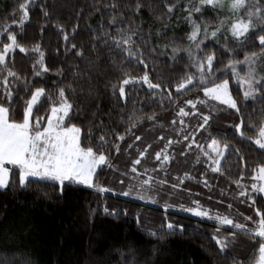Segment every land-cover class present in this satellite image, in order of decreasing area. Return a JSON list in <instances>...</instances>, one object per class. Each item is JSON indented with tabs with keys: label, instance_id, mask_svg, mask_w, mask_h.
Returning a JSON list of instances; mask_svg holds the SVG:
<instances>
[{
	"label": "trees",
	"instance_id": "1",
	"mask_svg": "<svg viewBox=\"0 0 264 264\" xmlns=\"http://www.w3.org/2000/svg\"><path fill=\"white\" fill-rule=\"evenodd\" d=\"M23 2L24 0H0V25H11L9 31L17 33L18 42L26 48L31 49L35 45H40L45 53L44 63L49 71L34 78L32 65L38 59L37 55L31 51L26 54L20 53L19 49L9 54L8 67L22 78H27L36 87L42 86L53 93L56 91L55 85L73 84L76 94L70 95L69 98L80 105L82 113L71 123L83 130L82 146L86 145L84 133L101 120L106 133L115 141L116 137L111 135L112 131L123 134L128 126V115L133 111H136L137 115L155 112L158 123L170 122L185 100L202 95V90L177 94L174 88V82L184 74L185 68L189 65L187 53L183 49L194 47L187 39L192 31L191 23L185 18L187 16L185 8L189 0H167V3L177 5L171 17L166 11V4L161 0H141L143 7L139 13L133 11L136 0H115L119 6L117 11L108 7L113 0H32L29 20L24 24L21 37L17 22L22 14L18 5ZM192 3L197 4L198 0H192ZM261 3L264 4V0H261ZM45 11L49 13L47 17L44 15ZM121 12L124 20L118 25H111L109 23L111 17L119 16ZM192 18L203 26L204 23L215 25L223 16L219 10L205 6L200 13H194ZM101 23L113 36L118 35L117 27L124 28L128 25L138 28L145 34L148 44L134 38L144 51L149 65V77L153 83L163 80L162 87L172 90L173 97L179 101L178 104L165 101L162 107L158 100L152 99L146 85L139 84L125 87L126 95L130 97L126 105L118 96L111 95V86L124 78L120 72L121 62L126 65L124 70L133 77L142 76L145 69L138 63H128L118 50L111 53L115 63L107 58V46L92 39L93 35L100 33ZM58 26H63V31ZM73 28H76L75 33L72 31ZM64 32L69 36L67 42L63 38ZM148 34H151L150 39ZM218 39L219 44L209 39L202 45L205 52H215L220 61L214 63V68L223 69L229 59L242 61L245 54L260 50L258 40L255 38L251 42H245L243 46L235 42L230 34ZM172 41L182 49L177 62L170 59L171 47L175 46ZM8 42L6 36H0V47ZM93 43L97 45L98 57L91 49ZM71 44H76L77 50L83 47L84 59L73 54ZM225 44L232 50L231 55L224 52L222 46ZM164 45L169 47L164 48ZM152 48H155V52L151 51ZM89 59L95 61V64L89 65ZM76 66L82 74H90L91 79L86 80L82 77L76 80L72 75ZM58 70H63L64 75L58 76ZM238 71L243 75L247 71V66L239 65ZM258 72L264 75V61L258 63ZM3 75L6 76V72ZM2 78L3 76H0V79ZM221 78L229 80L232 95L238 99L241 112L251 113L255 122L264 102L249 100L245 107L241 99L243 88L238 90L235 78L231 75ZM8 79L12 85L13 78ZM12 92L15 101L13 114L20 119L22 110L20 98L28 99V96L24 89L20 90L19 96L16 95V87H12ZM3 99V91L0 88V101ZM48 107L45 106L40 111L34 109V115L44 117ZM93 113L99 119H94ZM235 123H239L235 110L227 111L219 107L211 131L218 140H221V144L226 136L227 142L239 149L243 160L230 147L225 154L227 162H221L224 175L207 172L213 177L209 187L198 183L204 179L201 176L203 172L201 169L192 168L196 166L193 161L187 160L186 170H189L186 172L190 170L196 172L194 182L196 188L201 191L211 190L221 202H228L224 203L225 205L231 204L233 208L243 210L238 203H231L237 199L228 198L230 196H225L224 191L235 186L231 181L240 179L241 173L242 180L251 179L255 175L254 170L257 166L264 164V150L234 135L231 126ZM152 128V122L147 119L138 125L134 132L142 139L136 141L135 146L132 145L134 137L131 135L126 136L123 142L116 141L120 144V152L112 150L106 153L112 163L121 164L127 161L121 166L131 168L132 161L138 157L137 149L143 150L147 144H151L152 148L145 157L154 152L157 142ZM98 134L99 129L94 128V136ZM201 138L205 140L203 135ZM129 144L132 145L131 148L128 147ZM125 155L130 157L126 158ZM181 163L184 164L183 161ZM112 170L114 169L106 166L101 167L97 172L95 184L115 188L117 184L109 179V172ZM253 196L256 200L254 207L264 211V196L260 193L256 195L254 193ZM238 200L240 201V198ZM187 206H193L192 202ZM105 208L116 214H106ZM208 220L191 216L180 207L172 206L165 209L83 185L70 187L66 185L62 196L56 185L47 182L33 181L28 187L22 188L19 185V172L12 168L9 187L0 190V264H236L237 260L242 264L256 263L261 238ZM167 222L182 225L183 232L176 231L172 235L167 232L161 233L159 231L161 225ZM248 225L253 227L251 222H248ZM218 228L223 236H229L233 232L236 235V240L224 253L220 252L212 238ZM145 229L157 231L158 235H163L164 238L161 240L151 237Z\"/></svg>",
	"mask_w": 264,
	"mask_h": 264
},
{
	"label": "snow or ice",
	"instance_id": "2",
	"mask_svg": "<svg viewBox=\"0 0 264 264\" xmlns=\"http://www.w3.org/2000/svg\"><path fill=\"white\" fill-rule=\"evenodd\" d=\"M161 2L166 4V11L171 17L177 5L175 3H167V0H161ZM31 5L32 0H24L23 3L18 5L19 12L22 14L18 17V22L15 20L14 22H17V26L21 30V37H23L24 24L29 20V8ZM205 6H209L214 10L226 9L224 19L218 20L215 25L204 23L202 26L201 23H197L192 18L193 14L200 13ZM108 7L117 11L119 6L113 0ZM142 7L141 0H136L133 11L139 13ZM185 11L187 12L185 18L192 25V31L187 39L194 47L183 49L187 53L189 65L185 68L184 74L174 82V88L177 94L202 90L203 98L197 96L195 100L187 99L184 101L185 106L178 109L176 115L179 118L180 127L176 129V135L182 136V140L169 138L164 144V148L155 153L154 159L160 162L158 167L153 169L145 168L142 172L137 170L141 160L145 158L149 149L152 148L151 144H147L143 150L137 149L138 157L132 161L131 168L127 172L121 173L122 176L127 177L130 181L129 191H125L123 195H131L132 190L135 189L137 199L141 201L157 202L153 196L141 194L145 189L151 191L158 187L163 190L165 186H168L173 191H176L181 189L186 179H192L190 174L185 172L182 177H174L176 183H168L167 166L175 158V153L170 155L168 149L174 144L188 142L185 150L181 151V156H186L195 146L199 151L195 163L200 164L203 159L206 169L214 174L224 175L221 162H227L225 154L230 147L243 160L239 149L235 148L234 145H230L226 136H224V142L221 144V140H218L211 131L214 116L219 112L218 105L212 102H219L220 105L235 110L239 123L231 126L233 134L238 135L242 141L254 144L260 150H264V106H261L259 109L260 115L253 122L251 113L241 112L238 99L232 95L229 80L221 78L228 75L235 78L238 82V90L243 88L241 99L244 101L245 107H247L249 100L264 102V75L258 72V63L264 61V4L261 3V0H198L197 4H193L192 0H189ZM13 15L15 17V13ZM44 15L47 17L49 13L45 11ZM123 20L124 15L121 12L119 16L113 15L109 23L118 25ZM10 27L11 25H0V36H6L9 41L8 43H3V46L0 47V76H3L0 79V88H2L4 97L3 101H0V190L9 187L11 168L8 166H13L19 172V185L22 188L28 187L31 182L35 181L56 185L61 196L66 185L69 187L86 185L89 188H96L100 192L111 191V189L97 186L94 183L98 168H101V166L113 167L109 155L106 153H110L112 150L119 153L120 144L116 141L123 142L128 135L134 137V143L141 141V136L135 135L134 130L145 119L152 122L153 128H163L164 125L158 123V117L155 112L137 115L136 111H133L128 115V126L123 134L112 131L111 135L116 137L115 141L106 133L101 120L99 124L90 126L84 133L86 145L82 146L81 135L83 130L76 124L71 123L73 119H76L82 113L80 105L69 98L70 95L76 94L75 87L71 83L65 86L55 85L56 91L53 93L42 86L36 87L27 78H22L9 68V54L19 49L20 53L26 54L31 51L37 55L38 59L32 65L34 78L49 71L44 63L45 53L41 50L40 45H35L31 49L26 48L18 42L17 33L9 31ZM58 27L63 31V26ZM100 29V33L93 35L92 39L93 41H100L107 46L106 55L108 59L115 63L111 53L113 50H118L119 54L123 55L128 63H138L143 65L145 69L142 76L133 77L124 70L126 65L121 62L120 72L124 78L111 86L112 96H118L126 105L130 97L126 95L125 87L139 84L146 85L152 99L158 100L162 107L165 101L171 104L179 103L173 97L170 88L162 87L163 80L153 83L149 77V65L146 62L144 51L139 47L137 39H135L138 38L141 43L148 44L145 34L138 28H133L132 25L124 28L117 27L116 32L118 35L115 36L104 29L103 23L100 24ZM72 31L75 33L76 28H73ZM93 32H95V29H93ZM229 34L241 46L255 38L258 40L260 50L259 52L254 51L250 54H245L242 61L229 59L223 69L214 68V63H219L220 61H218L215 52H205L202 45L209 39L219 44L218 38L227 37ZM148 36L150 39L151 34H148ZM63 38L66 42L69 40L67 32H64ZM171 43L175 45V41ZM163 47L168 48L169 45H164ZM222 47L226 54L231 55L232 50L227 47V44ZM91 49L98 57L99 52L96 43L91 45ZM71 50L78 58H85L83 47L77 50V45L71 44ZM181 50L179 45L171 47L172 55L170 59L173 62H177L178 54ZM65 51L67 52L68 49L66 48ZM151 51L155 52V48H152ZM88 63L89 65H94L95 61L89 59ZM241 64L247 66V71L243 75L238 71V66ZM36 69H39V71ZM5 72L6 76L3 75ZM217 73H220V75L218 76ZM57 75L63 76V70H58ZM72 75L76 80H80L82 77L86 80L91 79L90 74H82L78 66L74 68ZM9 77L13 78L12 85L9 84ZM12 87H16L17 96H19L21 89H24L28 96V99L20 98L22 100L20 119H17L13 114L15 101ZM198 105L202 106L205 111H201ZM45 106L49 107L44 117L34 115V109L40 111ZM97 108L99 110V105H97ZM185 108L190 110L186 111ZM190 115L198 117V124L193 132L184 134L186 128L190 127L185 125L184 117ZM93 118L99 119L94 113ZM121 120L123 121V117ZM171 124L175 126L177 120H172ZM94 128L99 129L100 134L94 136ZM249 132L253 134L249 135ZM197 135L205 137L203 144L197 142ZM221 135L223 136L224 134ZM158 139L163 141L164 137L159 136ZM93 140H95V144H93ZM128 147L131 148L132 145ZM160 172L164 173L163 179H158L156 175L149 174ZM254 172L255 175L252 176V179L259 183H252L251 190L264 193V164H259ZM242 179L243 173H241L240 179L231 182L236 184L239 189L238 197L245 198L242 202L250 200L249 206L254 207L256 200L251 196L248 186L242 183ZM120 183L123 184L124 181L120 180ZM198 183H203L205 187H209L207 179L198 181ZM221 195H223V190ZM192 204V207L185 208L183 205H179V207L183 211L192 213L197 217H206L214 220L220 226L230 225L234 230L252 237L261 238L257 264H264V211H261L260 208H255V215L258 219L253 220L252 216L244 217L245 223L242 224L234 222L228 215H221L218 212L214 215L211 214L209 209L203 208L199 200H193ZM169 206L166 204L165 208ZM231 207L232 205L229 204L228 208ZM104 211L108 215L116 214L109 212L107 208ZM248 222H251L253 227H248ZM137 223L139 224V216H137ZM145 231L151 237H157L161 240L164 238L163 235H158L157 231L148 229H145ZM159 231L172 235L176 231L183 232V226L167 222L161 225ZM212 238L218 245L220 252L224 253L229 249L230 244L236 240V235L233 232L229 236H223L218 228L217 233ZM236 264H242V262L237 260Z\"/></svg>",
	"mask_w": 264,
	"mask_h": 264
},
{
	"label": "rangeland",
	"instance_id": "3",
	"mask_svg": "<svg viewBox=\"0 0 264 264\" xmlns=\"http://www.w3.org/2000/svg\"><path fill=\"white\" fill-rule=\"evenodd\" d=\"M219 11L221 12V14L223 16V19H224L227 10L225 9V10H219ZM199 97L203 98V93ZM195 99L196 98H194L193 100H195ZM212 103H214L215 105H218V107L226 109L227 111L231 110V109H228L224 105H220L219 102H212ZM184 106L185 105L183 104L181 107H184ZM198 108H200L201 111H205V109H203L202 106L198 105ZM185 110L189 111L190 109L189 108H185ZM176 112H178V110ZM174 119L177 120V124L175 126H173L171 124L172 120H174ZM172 120L170 122L161 121L159 124L164 125L163 128H159V127L152 128V133H155V142H157L156 143V147H155V151L151 152L147 157H145L144 159L141 160V164L137 166V170L138 171L142 172L145 168L153 169V168L158 167L160 162L156 161L154 159L155 153L157 151H160L162 148H164V144L166 143V141L169 138H171L173 140H177V139L182 140V136H177L176 135V129H178L180 127L179 118L177 117V115H175ZM184 121H185V125L190 126V127L186 128V131L184 133V134H188V133L193 132L194 129L196 128V126L198 124V117L190 115L188 117H184ZM159 136H163L164 140L163 141L159 140L158 139ZM201 137H202V135H197L196 139H197L198 143L203 144V142H205V140H202ZM187 143L188 142H182L180 144H174L171 148L168 149V152H169L170 155L175 153V158L167 166L168 183L169 184L176 183L174 177H176V176H181L182 177L184 175V173L189 170V169L186 170L187 164H188L187 160H188L190 162L193 161L194 165H196L195 167H192V168L201 169L202 170L201 171V172H203V173H201L202 174L201 175L202 178L204 177V179H207L208 183L211 184L213 177L209 176L207 174V172H209L211 174H214V173H212V172H210V171H208L206 169V165L204 164L203 159H202V162L200 164H196L195 163L196 156L199 154V151H198V149L195 148V146L193 147V149L190 152H188V154L186 156H181L180 155L181 151L185 150ZM132 145L135 146V143L132 144ZM124 157L129 158L130 155H125ZM124 160H126V159H123V161ZM182 161L184 162V164L181 163ZM123 163H127V161H125ZM123 163H121V164L112 163V165H113L112 168L114 170L109 172V179H110V181L112 183H116L117 186L115 188L104 186V188L111 189V191H107V192H111V193L116 194L118 196H123V197L128 198V199H133L135 201H139V202H142V203H145V204H149V205L160 206V207H163V208H165L166 204L170 205L169 207L174 206V208H179V205L190 207V206H187V205H189L190 202H192L193 200H199L200 204L203 206V208L209 209L211 214L214 215L215 213L218 212L221 215H228L230 218H232L234 220V222L242 223V224L245 223L244 217H248V216H252L253 217L255 215V208L256 207H250L249 206L251 201L248 200L247 202H242V201H244L245 198L238 197L239 189L237 188L236 184H235V186L233 188L224 191L225 192V196H230L228 198L237 199V200L232 201L231 203H238L244 211L243 210H239L238 207H236V208H233V207L228 208V206L225 205L228 202L227 201L221 202L217 198V195H214V193L211 190L207 191L208 189H206V191H201L200 189L196 188L195 184H194V182H196V179H195L196 172H194L192 170H190L188 173L190 174V176L193 179L192 180L191 179H186L184 181V184L181 186V189H179V190L173 191L168 186H165L163 190H161L158 187H156V188H154L151 191L148 190V189H145L143 192H141V194H143L145 196H149V195L153 196L154 199H156V201H157L156 203H152V202H150L148 200L141 201V200L137 199V195H136L135 189L132 190V194L131 195L125 196V195H123V193L125 191H129V183H130V181H129V179L127 177L122 176L121 173L127 172L130 168L121 166ZM149 164H151V166ZM6 166H8V165H6ZM8 167H10L11 169L15 168L13 166H8ZM101 167H104V166H101ZM99 169L100 168L97 169V172H98ZM205 170H207V171H205ZM149 174L150 175H156V177L158 179H163L164 178V173L163 172L156 173V174H154V173H149ZM96 176H97V173H96ZM141 178H144V177H141ZM95 180H96V177L94 178V183H95ZM120 180H123L124 183L121 184ZM132 183H135V182H132ZM242 183L248 186V190L251 193L252 197H254L253 196L254 193H255V195L259 193V192H253L251 190V184L252 183H259L258 181H254L251 178V179H247V180H242ZM83 186H86V185H83ZM86 187H88V186H86ZM260 194H262L264 196V193H260ZM239 198H240V201L238 200ZM189 214L191 216L197 217V216H195L192 213H189ZM199 218H204V219L208 220V218H206V217H199ZM256 219H257V217L254 216L253 220H256ZM208 221H210V219ZM212 221H214V220H212ZM225 226H227L229 228L230 227L232 228V226H230V225H225ZM248 227H250V226L248 225ZM229 233H232V232H229ZM255 264H257V261H256Z\"/></svg>",
	"mask_w": 264,
	"mask_h": 264
}]
</instances>
